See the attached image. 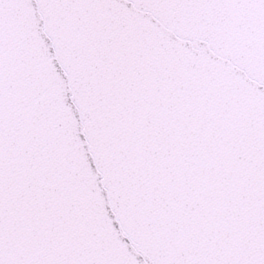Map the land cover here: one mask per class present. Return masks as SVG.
<instances>
[{"label": "snow or ice", "instance_id": "1", "mask_svg": "<svg viewBox=\"0 0 264 264\" xmlns=\"http://www.w3.org/2000/svg\"><path fill=\"white\" fill-rule=\"evenodd\" d=\"M0 264H264V0H0Z\"/></svg>", "mask_w": 264, "mask_h": 264}]
</instances>
